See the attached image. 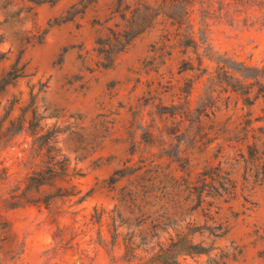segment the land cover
Returning a JSON list of instances; mask_svg holds the SVG:
<instances>
[{
	"label": "rangeland",
	"instance_id": "obj_1",
	"mask_svg": "<svg viewBox=\"0 0 264 264\" xmlns=\"http://www.w3.org/2000/svg\"><path fill=\"white\" fill-rule=\"evenodd\" d=\"M231 63L264 67V0H0V264H264Z\"/></svg>",
	"mask_w": 264,
	"mask_h": 264
},
{
	"label": "trees",
	"instance_id": "obj_2",
	"mask_svg": "<svg viewBox=\"0 0 264 264\" xmlns=\"http://www.w3.org/2000/svg\"><path fill=\"white\" fill-rule=\"evenodd\" d=\"M138 33L134 34V35H131V37H128L127 34L126 36H124L123 38L124 39H119L118 37H116L114 39V43H115V46H114V49L111 53V55L109 56H106V59L108 61V63L106 65H104L103 67L104 68H110L112 65H113V62L115 60V56L119 53H121L129 44V42L135 38V36L137 35ZM113 55V56H112ZM230 68L232 69H235V68H239L240 71V74L243 78H247V79H253L256 81V78H258V76H261L262 78H264V67H262L261 69H258V68H252V67H246L242 64H228ZM237 70V69H236ZM257 83V82H256ZM261 89H262V94L264 95V86L260 85ZM193 250V253H204V250L202 249H197V248H192Z\"/></svg>",
	"mask_w": 264,
	"mask_h": 264
}]
</instances>
